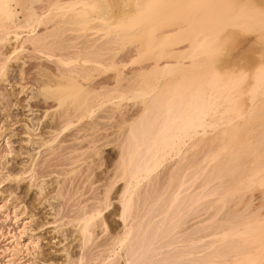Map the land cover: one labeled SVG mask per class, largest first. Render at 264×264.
<instances>
[{
    "label": "bare ground",
    "instance_id": "bare-ground-1",
    "mask_svg": "<svg viewBox=\"0 0 264 264\" xmlns=\"http://www.w3.org/2000/svg\"><path fill=\"white\" fill-rule=\"evenodd\" d=\"M125 1L0 0V44L14 41L12 49L0 51V80L24 43L55 64L53 71H36L43 79H36L39 88L34 93L45 96L40 99L43 103L49 98L53 104L52 110L43 112L50 125L41 123L54 134L41 137L42 145L54 147L53 141L64 140L57 138L59 134L74 128L93 134L101 130V117L114 120L112 125L120 129L113 138L117 148L113 169L107 171L97 204L90 201L93 207L88 210L78 206L80 212L67 219L75 226L77 240L71 239L82 250L73 260L85 261L90 254L84 249L95 227L101 224V232L108 230L107 217L113 215L120 227L105 242L97 241L105 243L103 250L108 252L107 257L105 252L92 256L93 262L101 257L98 264H264V86L258 74L264 37L262 44L257 40L264 36L259 25L264 22L260 15L264 0H130L128 14L121 9ZM41 25L44 29L39 32ZM258 26L263 29L256 31ZM15 42L19 44L14 46ZM125 42H134L133 63L146 61L128 76L123 74L127 62L114 52ZM243 42L246 53L240 47ZM103 69L114 71L113 84L108 85L112 81L107 77L108 84L102 82L103 75L108 76ZM95 71L99 77L104 73L101 82L93 81ZM241 71L247 76L238 84L234 73ZM128 99L134 100L129 109L133 103L139 108H131L134 112L128 110L124 117L121 103ZM100 111L107 115H97ZM103 120L102 125L108 124ZM94 137L85 139L92 147L90 154L85 153L90 157L102 144L97 143L102 136ZM79 153L69 152L71 160ZM82 167L79 170L86 171ZM97 172L93 175L101 173ZM117 182L112 195L116 210L103 216L102 210L114 202L109 195ZM60 189L54 190L59 192L54 200L62 195ZM251 199L260 201L253 204ZM203 213L206 217L201 218ZM194 218L189 228L186 223ZM97 242L93 249L101 246Z\"/></svg>",
    "mask_w": 264,
    "mask_h": 264
},
{
    "label": "rangeland",
    "instance_id": "rangeland-1",
    "mask_svg": "<svg viewBox=\"0 0 264 264\" xmlns=\"http://www.w3.org/2000/svg\"><path fill=\"white\" fill-rule=\"evenodd\" d=\"M125 2H126L125 5H121V9L123 7L126 8V9H124L123 13H125V11H127L126 14H128L131 10V7L127 6L128 5L127 2H129V4H131V2H130V0L129 1L126 0ZM128 10H129V12H128ZM259 25H262V27L264 28V22L262 24H259ZM259 27H261V26H258L256 28L257 29L256 31L263 29L262 27H261V29ZM43 29H44V26L42 27V25H41L40 28H38L37 30L39 32H41V31H43ZM101 32H100V34L103 33V32L102 33ZM244 33H247V32H244ZM23 34H25V33H22V35ZM244 37L246 38V34L244 35ZM244 37L241 36L240 39L242 40ZM263 37L264 36H262V37L260 36L259 39L257 38V40L260 42V39L263 40ZM261 42L264 43L263 41H261ZM13 43H14V41H13V39H11L9 41V43L5 42L4 46H3V44L2 45L0 44V46H1L0 51H2L1 53L2 54H3V52L5 53L6 49H8V50L12 49L10 47L13 45ZM133 43L129 44V43L125 42V43H123V45H121L122 44L121 43L118 46L119 47L123 46V47H121L122 49L118 48V50L114 51L115 49H117L116 47H118V46H116V47L114 46L115 49L113 50L114 52L119 51L117 54H119L120 57L117 55V58L122 59L124 63L125 62L128 63V64L126 63L125 68H123L124 69L123 74H125L127 76L132 73L133 68L137 69L138 67H141V64H143L142 66H144V63L146 62L144 60L141 61V63L138 61L140 63V65H139V63L138 64L135 63V61H134V63L132 62V59L136 58L135 57L136 54L134 53L135 49H134ZM182 43H185V42H182ZM182 43L179 45H182L181 47L183 48L184 46ZM186 43H185V45H186ZM15 44H14V46H17V44H19V43L15 42ZM244 44H245V42H243V44L240 45L241 50H243V47L245 50ZM261 44H259L258 46L255 45V47H259ZM22 46H24V47L20 48L18 45V47L21 49V50H18V52L20 51L17 54L18 56L17 57L15 56L16 57V58L14 57L15 59H13V58H12V60L10 59V61L8 63L9 67H7L8 69H6V71H8V70L9 71H8V73L6 72L7 74L4 75V76L7 75L6 77L3 76V78H5L6 80L5 79L0 80L1 81L0 82V264H65L66 262H68L67 264H71L72 262L70 263V260L72 259L71 261H76L73 259H75V256L78 253H80V251H82V250L78 249L79 248L78 243H77L78 241L77 242L74 240L72 241L73 238L74 239L77 238V237H75V232L72 231L73 228H75V226H73V224H70V223H72L71 221L70 222L68 221L69 223H67V219L70 220V218H72L75 214L80 212L79 210L81 209V206L84 209L88 210L89 208L93 207L94 202H95L94 205L97 204L98 200H96V198L97 199L100 198L99 196H101V192L103 191L101 189H103L105 187V185L102 186L103 184H105L103 182L108 181L107 176H109V174H110L109 169H111V170L113 169L112 168L113 167L112 161L115 158V157L113 158V155L114 154L116 155V152H117L115 150L117 148L115 147L116 145H115L114 140L116 138L115 136H117V133L120 129L117 128L116 124H115L116 127L114 125H112L114 120L111 121L110 119L101 117V118H99L101 122H100V124L98 123L99 124L98 127L99 128L101 127V130L100 129L96 130V132H98V133L95 132L92 134L91 130H89V129L84 131V132H80L81 130L78 131L74 128V130L73 129L69 130L71 132H68V130H67V131L59 134L60 136H58L57 138H61V139L63 138L64 140L60 141V139L59 140L57 139V142L59 141L57 144L55 143L56 140L53 141L54 144L50 143V145H52V144H53V146L55 145L54 147L51 146L52 149L46 145L43 146L41 143L42 139H47L49 136V133L51 136L54 134L49 129V126L46 127L49 122L46 121L48 119L47 115L45 117V115L43 113L44 110H48V111L52 110L53 104L51 102L52 100H49V98H46L47 99V100L45 99L46 101L44 100L45 103L48 102V105H47V103L46 104L43 103V101L40 99L44 98L45 96L41 95L39 93L36 94L38 92L37 88H39L38 86H36L37 82H40L41 79H43L42 76H40L39 74L38 75H36V74H37V72H39L41 70L43 72H48V71L50 72L51 70L53 71L55 69V64L51 61H48L47 58H45L43 55L34 51L30 44L24 43ZM251 46H250V48H248V46H246L248 48V51L251 49ZM18 47H17V49H19ZM179 47H177V48H179ZM8 50H6V52ZM246 51L247 50H245V53H246ZM128 53H130V54H128ZM145 53H149V52L146 51ZM146 55L148 56V54H146ZM1 56L3 57V55H1ZM121 57H123V58H121ZM44 58H45V60H44ZM129 59H130V61H129ZM129 67H130V69H129ZM136 69H134V70H136ZM20 72L22 73L21 77H20ZM98 72L102 73V70L101 71L99 70ZM98 72H96V73H98ZM103 72H105L104 69H103ZM106 72L105 73L108 76H106L104 73H103L104 75L100 73L101 74L100 77L102 75L104 77V78L101 77L102 82L106 80L105 77H107V79L109 81V79H111V77H112L110 75L114 74V71H110L109 69H108V71L106 70ZM96 73H95V75H96ZM128 73H130V74H128ZM96 76L93 78V81L95 80V78H96V80H97V78H100L99 73H98V76L97 77ZM38 77L40 78V80ZM37 78L39 81L36 80ZM101 78H100V80L98 79L97 82H99V81L101 82ZM112 80H113V78L110 81H112ZM108 81L106 80L105 83L107 82L106 84H108ZM35 83H36V85H35ZM111 84H113V81L108 85H111ZM35 89L37 90V92L35 91V93H34ZM33 93L37 96H35ZM38 95H39V97H38ZM31 96H33V97H31ZM123 101L124 102L126 101L125 103H127L128 106L126 104H123ZM123 101H122L121 105H124L125 107H122V106L121 107L123 108L122 112L125 114L124 117L129 116L128 114H132V112H134L133 111L134 108L135 109L139 108V107H136V106H138V104L134 105L135 103H133V105H131V107L129 109V104H132V101L134 102V100L128 99V100H123ZM50 103L52 104V106L51 105L49 106ZM106 109H108V108H106ZM125 109H126V112H124ZM128 110H131V113ZM135 111H137V110H135ZM97 115L104 116V115H107V113L100 111V113H97ZM133 115H134V113H133ZM42 117H45V118L42 119ZM116 118L120 119L119 117H115V121L118 120V119L116 120ZM97 119L95 118V121H97ZM99 119H98V121H99ZM103 119H106L108 121V124L106 123L107 121L103 120ZM42 120H43V122H42ZM102 120H103V122L105 121L104 123H106L108 126L106 124H104L105 126L102 125ZM41 122L45 125L47 123V125L45 126ZM109 122H111L110 125H109ZM84 124L86 125V123H84ZM49 125H50V123H49ZM42 126L45 128H43ZM112 126H114L115 128ZM105 127L106 128L109 127V128H107L108 130H106ZM104 128H105V130H104ZM46 130H50L51 132L50 131L46 132ZM116 130H118V131H116ZM84 133H85V136H84ZM86 133H87V135H86ZM99 133L101 135L98 136ZM47 134H48V136H46ZM79 134H81L83 136L80 138V137H78V136H81ZM104 134L107 136L104 137L103 136ZM61 135H62V137H61ZM66 135H67V137H65ZM92 136H95L94 138L98 137V139L102 136L103 139L100 138L97 142V143H99V142L102 143L99 146L100 148H98V146H97V149H98L97 154L98 155L96 154V155H92L90 157V156H87L88 154H85V153L90 151L92 147L89 146L88 145L89 143H86V142L89 139V138L87 139V137L92 138ZM41 137H42V139H41ZM74 137H76L77 140ZM113 138H114V140H113ZM85 139H86V142H85ZM111 139H112V142L110 141ZM104 140H108V141H105V144H103ZM39 142H40V144H39ZM36 144H38V145H36ZM83 145L87 146V148H84L85 146H83ZM42 146L44 148L47 147V149H43ZM37 147H38V149H37ZM74 147L77 148V151L81 152V153H79L80 155L77 156L78 157L77 161H75V158L77 159L76 156L74 158V156L72 155L73 156L72 160H74V161H72L71 157L69 156L70 154H74L75 152L77 153V151L72 150V149H75ZM78 147H82V148L78 149ZM70 149H71V151H70ZM84 149H86V151ZM37 151H39V152H37ZM72 151H73V153H71ZM99 151L100 152L102 151L101 152L102 154L101 153L99 154ZM69 152H70V154H69ZM76 153L74 155H76ZM68 156L70 157V160L67 159ZM84 156H85V158H86V156L88 158L83 159ZM97 156H101V157L97 158ZM79 157H81L80 159H82V162L80 161L81 163L79 162ZM92 157L97 158V160L96 159L92 160L93 159ZM112 158H113V160H112ZM68 160L71 162H74V163L71 164V162H69ZM84 160L86 162H87V160L88 161L90 160L89 161L90 164H89V162L86 163ZM91 160L94 162L96 160L97 162H95V164L101 163L102 165L98 164V165H96L98 167H95V166H93V164H92L93 162H91ZM99 160H102V161L99 162ZM77 162H79L80 165L77 164ZM67 163H70V164H67ZM75 163L78 166L75 165ZM110 163H111V165H110ZM73 164L75 165L74 170H73L74 166L72 167ZM81 164H83V165H81ZM85 165H87V167ZM89 165L92 166L93 168L88 167ZM82 166L86 167V169H85L86 171L88 168L92 169V170L89 169L90 170L89 172H91L92 175H91V173L87 175L86 171L79 170L80 168L84 169ZM104 166L106 167L105 170L107 169L105 172L107 173V171H108V173H109V174L107 173V175H106V173H103L105 177L102 174V172H104ZM107 166H108V168H107ZM31 167H33V169ZM94 167H95V169H94ZM99 168L100 169L103 168V170H100ZM68 169H69V171H68ZM97 170H98V172H97ZM61 171H62V173L67 171L65 173L66 176H64L65 174H62ZM75 172H76V174L78 173L79 176H77V175L76 176L74 175V177L71 176V175H73L72 173L75 174ZM93 172L94 173L95 172H97V173L101 172V173L93 175ZM67 175H68V177H67ZM99 176H102V178L101 177L99 178ZM72 177H73V179H71ZM95 177L97 179L99 178L100 180L98 179L99 181L96 182L97 179ZM103 177L106 179V181L103 180L104 179ZM68 178L73 181V185H72V181H70ZM89 178H90V180H93V181H91V184H88L87 179L89 180ZM58 179H61V181L59 180L60 183L62 182V180H64V182H62V183L63 184L65 183V184L63 185V184L57 183ZM84 179H85V182H83ZM51 181H56V182L51 183ZM55 183L59 184V186L58 185L55 186L54 185ZM82 183H84V184H82ZM119 183L120 182H117L114 185L115 188H112L114 193L109 195L112 197L111 201L115 202V199H114L115 195L114 194H115V190H117L116 186H118ZM60 185H63V188ZM54 186L57 189H54L55 188ZM71 186H72V188H71ZM92 187H94V188L91 189ZM95 187H97V188H95ZM52 188L54 190H56V192L59 190V188H61L63 191V192L60 191V192H62V195L60 193V195H59L60 197L58 196L57 200H54V199L56 198V195L59 194V192L56 193L53 190V193H52V191L50 193L49 190H52ZM41 189H42V191H41ZM75 190H77L76 193H74ZM92 190H94V191H92ZM68 191H70V192H68ZM96 191L98 192L99 195L96 194L97 193ZM71 192H72V194L70 195ZM47 194L49 196H46ZM92 194H93V196H92ZM51 195H55V197H51ZM94 195H96V196L98 195V196L94 197ZM112 195H114V196H112ZM50 197H51V199H50ZM76 197H77V199H76ZM254 198H256V197H254ZM257 199L256 200L251 199L250 201L253 200L252 203L253 202L255 203L256 201L259 202L261 200V198L259 201ZM114 202H112V204H110L108 206V208H105L102 210L103 212L101 214L103 216H104V214L106 215V213L108 214L109 210H110V212L112 210H114V211L116 210V202L115 203ZM56 203H58V204L56 205ZM87 203H88V205L90 204L92 206H90V205L88 206ZM252 203H250L251 206H252ZM250 204H249V207H251ZM257 205H258V203H257ZM78 206H79V210L77 208ZM58 207H59V209H58ZM86 207H89V208H86ZM112 207H113V209H112ZM263 207L261 208V212L263 211L262 209H264ZM203 216L206 217L204 213L200 217L202 218ZM115 218L116 217L113 215L107 217V219H108L107 221L109 224L107 223L108 226H106V227L109 230V232H108V230L104 231L103 229H102L103 231L101 232V226L102 225L100 224V226H98L99 223H97L98 227H95V230L93 231L94 234L91 237L92 241H90L88 243V245L85 246V249H84L90 255H87L88 257H86V259H85L86 262L82 260L81 264H88V263L94 264L95 262H96L95 264H98L99 262L97 263L96 259H101V257L100 256L95 257L94 262H93V257L97 256L99 254H102V252L103 253L105 252V254H106V255L103 254L102 256L105 255L107 257V255H108L107 250H103V248L105 247L103 245L105 243H102V242L99 243L97 241H100V240L104 241V238L107 240V236L109 235V233L112 230L119 229V227H120L118 225L119 221H116ZM109 220H111V222ZM194 221L196 222L195 218L190 219L188 221V223H186V225L189 226V228H191L190 226L194 225V223H195ZM110 224L112 227H114V229L113 228L109 229V227H111ZM115 226H118V228ZM68 228L71 229V231H72L71 234H70V230ZM70 240L72 242H70ZM75 240H77V239H75ZM93 241L95 242V245H97L96 242L99 243L98 245H100L101 243L102 244L100 247L95 246V248L93 249V246H94ZM91 243H93V244H91ZM89 244H91V246H89ZM76 252H78V253L75 255ZM85 252H84V256H85ZM79 255L80 254H78V256ZM78 256H76V258ZM105 256L102 258V260L106 258ZM99 261L101 262V260H99ZM76 263H77V261H76ZM72 264H75V262ZM77 264H80V263H77Z\"/></svg>",
    "mask_w": 264,
    "mask_h": 264
},
{
    "label": "snow or ice",
    "instance_id": "snow-or-ice-1",
    "mask_svg": "<svg viewBox=\"0 0 264 264\" xmlns=\"http://www.w3.org/2000/svg\"><path fill=\"white\" fill-rule=\"evenodd\" d=\"M260 15H261L262 19H264V8L261 9ZM258 74H259L260 83L262 86H264V54H262V56H261V65H260V68L258 70ZM234 75L237 78L238 84L242 83L243 80L247 76V74L242 72V71L240 73H234Z\"/></svg>",
    "mask_w": 264,
    "mask_h": 264
}]
</instances>
